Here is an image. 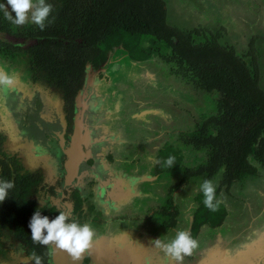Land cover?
Segmentation results:
<instances>
[{
    "label": "rangeland",
    "instance_id": "obj_1",
    "mask_svg": "<svg viewBox=\"0 0 264 264\" xmlns=\"http://www.w3.org/2000/svg\"><path fill=\"white\" fill-rule=\"evenodd\" d=\"M165 1L170 25L198 29L197 41L232 46L245 54L249 64L255 60L264 89V0ZM1 2L7 6V0ZM0 40L22 48L32 42L6 33H0ZM173 68L159 57L136 62L123 48L113 49L100 67H87L75 107V133L69 134L62 92L44 78L34 80L22 52L0 57V70L16 77L10 88L0 89V156L15 157L21 172H38L41 184L54 185V196L47 191L35 195L41 203L54 202L69 214L72 193L68 189H77L85 200L90 196L89 202H97L96 210L85 203V223L96 233L92 247L84 253L92 255L91 264H178L153 241L170 242L177 231L184 230L204 181L192 178L179 185L182 170L157 176L154 166L159 149L170 143L182 153L185 166L206 158V152L185 145L181 137L204 116L216 112L220 95L196 87ZM260 177L264 179V174ZM221 178L218 174L211 181L217 187ZM94 179H101L107 196H98L96 182L91 184ZM255 181L250 176L228 190L223 187L217 199L228 208L225 220L230 223L218 228L202 226L196 238L198 249L182 264H245L242 250L246 240L252 239L259 240L257 248L262 251L246 264L264 260V225L259 224L264 218V208L259 207L264 202V184L256 188ZM171 187H176L172 193ZM134 189L141 195L133 193ZM94 192L96 198H91ZM170 194L179 211L180 223L175 227H168L156 214ZM0 242V264H34L12 230H5ZM50 249L53 264H78L67 252ZM217 255L222 258L218 260ZM82 258L79 264H84Z\"/></svg>",
    "mask_w": 264,
    "mask_h": 264
},
{
    "label": "trees",
    "instance_id": "obj_2",
    "mask_svg": "<svg viewBox=\"0 0 264 264\" xmlns=\"http://www.w3.org/2000/svg\"><path fill=\"white\" fill-rule=\"evenodd\" d=\"M53 6L50 23L42 31L35 24L13 25L0 10V33L31 40L25 48L0 40V57L27 56L34 80L44 78L62 92L63 111L72 130L78 94L84 88L89 65L98 68L115 48L127 51L131 60L143 62L152 57L173 64V72L187 77L196 87L218 92L217 110L196 122L193 131L182 134L187 146L206 152L195 166L183 165V155L173 144H164L157 154L154 174L182 170L179 185L192 178L212 180L221 174L217 197L237 181L256 178L264 171V89L258 63L245 60L233 47L211 41H197L198 29L186 30L168 23L165 0H47ZM0 4H2L0 0ZM54 18V20H53ZM0 135V146L2 143ZM174 157L173 166L165 161ZM20 163L0 156V179L14 187L0 203L1 228H14L27 254L40 264H50V246L33 242L29 223L35 211L55 219L62 207L54 202H40L35 195L47 191L54 196V185L41 184L38 172H21ZM171 193L176 187H171ZM39 197V196H38ZM68 199L72 205L70 222L84 224L88 217L86 200L74 190ZM190 233L197 238L202 226L218 227L227 217L221 203L219 210L205 207L201 191L196 195ZM89 208L94 209L90 204ZM168 227H175L179 214L172 194L166 205L156 210Z\"/></svg>",
    "mask_w": 264,
    "mask_h": 264
},
{
    "label": "clouds",
    "instance_id": "obj_3",
    "mask_svg": "<svg viewBox=\"0 0 264 264\" xmlns=\"http://www.w3.org/2000/svg\"><path fill=\"white\" fill-rule=\"evenodd\" d=\"M8 6H10L11 11H9ZM0 10L3 11L5 19L16 26L33 23L43 31L46 22H51L49 17L53 11V6L46 0H7V6L0 4ZM15 78L14 74L8 75L0 70V89L10 88L14 84ZM165 163L169 167L173 166L174 157H168ZM13 187L12 181L0 179V203L9 197V190ZM200 191L204 196L205 207L212 212L218 211L223 201L217 199L216 186L213 182L205 180L200 185ZM70 220L69 214L65 211H59V215L55 219H50L48 216L42 215L41 211L37 209L29 223L33 242L42 246H53L58 250L67 252L73 261H79L82 254L92 247L96 233L90 224H80L74 221L70 222ZM153 244L162 248L178 264H182L185 257L192 256L199 247V241L185 230L177 231L170 242L156 239ZM36 264H40L38 258Z\"/></svg>",
    "mask_w": 264,
    "mask_h": 264
},
{
    "label": "crops",
    "instance_id": "obj_4",
    "mask_svg": "<svg viewBox=\"0 0 264 264\" xmlns=\"http://www.w3.org/2000/svg\"><path fill=\"white\" fill-rule=\"evenodd\" d=\"M215 15V14H214ZM223 25V24H222ZM230 37V36H229ZM231 39H233L232 38V35H231ZM220 46H222V45H220ZM224 46H228V45H224ZM230 47V46H229ZM232 47V46H231ZM234 48V47H233ZM77 140V136H74L73 137V145L75 144V141ZM71 150L72 149H70L69 150V152L71 153ZM74 154L72 153V156H73ZM262 174H264V171H260L259 170V173H258V175L256 176V178H257V181H255L256 182V184L258 185H255V187L257 188V187H260L261 185H263L264 184V179H261V177L260 176H262ZM160 175V174H159ZM159 175H157V176H159ZM152 183V182H151ZM253 188V186H250V189H252ZM259 190H260V188H259ZM135 191V189L132 191L133 193H135V194H137L138 192L136 191V192H134ZM255 191V190H254ZM124 193H126L127 191H123ZM139 194V193H138ZM197 194V193H196ZM195 194V195H196ZM139 195H141V194H139ZM220 195V194H219ZM138 197V196H137ZM136 200V199H135ZM230 202H232L231 200H230ZM251 205H252V203H251ZM260 208H264V202L262 203V204H260V206H259ZM226 209H227V212H228V208L226 207ZM195 210V209H194ZM194 212V211H193ZM193 212L190 214V216H188V214H186L187 213V210H184V213L186 214V216H188V219H189V222H185L184 223V230L186 231V230H188L189 229V227H190V225H191V222H192V216H193ZM258 213H261V212H258ZM228 215H229V212H228ZM228 215H227V217H228ZM263 215H264V213H263ZM264 217V216H263ZM178 222H177V224L178 223H180L179 222V220H177ZM259 224H262V225H264V218L263 219H261V221H260V223ZM223 226V225H222ZM204 228V227H203ZM262 228H264V226L262 227ZM202 229H200V231H201ZM258 232H260V231H258ZM257 236H260L259 234H257V232L255 233ZM262 236H264V234H262ZM260 238V237H259ZM263 240H264V238H263ZM258 241L259 240H246V242H247V244H246V242H245V249L244 250H242V251H245V264L247 263L246 262V260L248 259V260H250V258L251 257H256L255 255H257V253L259 252V250L260 251H262V249H258L257 248V245H258ZM262 245V247H263V244H261ZM241 251V252H242ZM231 252V251H230ZM217 258H218V260H220L221 258H222V256H220V255H217ZM256 259V258H255ZM263 262H264V260L262 261H260V263L259 264H263ZM253 264H258V263H253Z\"/></svg>",
    "mask_w": 264,
    "mask_h": 264
},
{
    "label": "flooded vegetation",
    "instance_id": "obj_5",
    "mask_svg": "<svg viewBox=\"0 0 264 264\" xmlns=\"http://www.w3.org/2000/svg\"><path fill=\"white\" fill-rule=\"evenodd\" d=\"M63 97V96H62ZM62 107H63V105H62ZM62 110H63V108H62ZM64 112V111H63ZM75 113V112H74ZM64 114H65V117H66V113L64 112ZM75 114H74V116H73V122H72V130L69 132L68 131V129L66 128V132L67 133H72L73 132V134L75 133L74 132V122H75ZM12 160H14V161H16V162H18V160L15 158V157H12L11 158ZM19 163V162H18ZM94 182H96L95 184H97V186H98V196L100 195V196H107V194H109V191H108V189L107 188H105V185H102L101 184V179L100 180H97V179H94L93 181H92V183L91 184H94ZM109 188H111V189H113V187H109ZM74 190H77V189H68L67 191L69 192V193H73V191ZM78 191V190H77ZM79 192V191H78ZM221 193V192H220ZM79 195L80 196H82L81 194H80V192H79ZM88 197V196H87ZM90 197V196H89ZM88 197V198H89ZM92 197H94V198H96L95 197V192H94V195H92L91 196V198ZM86 199L87 200V202H89L90 200L89 199ZM97 199H99V198H97ZM86 203V202H85ZM90 204H92L93 206H94V210H96V208H97V206H96V204H97V202L96 201H94V203L92 202H89V206H90ZM71 212H72V207H71ZM228 215V214H227ZM227 218V217H226ZM103 220H104V222H105V220L106 219H101V220H98L99 222H103ZM86 222V221H85ZM85 222H84V224H85ZM178 222V221H177ZM226 222V220L223 222V224L222 225H224V223ZM227 224L228 223H230L229 221H227L226 222ZM192 224V223H191ZM221 225V226H222ZM213 228V227H212ZM214 228H218V227H214ZM5 230H12L13 231V234H14V236H15V238L17 239V240H19V241H21V242H23L22 240H20L18 237H16V234H15V230H14V228H12V229H9V228H4V227H2L1 228V231H0V235H2L3 234V232L5 231ZM190 230H191V227L188 229V232H190ZM161 232H163V230L161 231ZM167 232V231H166ZM199 234V233H198ZM198 236V235H197ZM1 243V242H0ZM23 246H24V249H25V255L26 256H29L30 258H31V260H32V262L34 263V264H36L35 263V261L32 259V257L30 256V255H28L27 254V248H26V245H25V243L23 242ZM51 247V246H50ZM3 252V247L0 245V253H2ZM50 252H51V249H50ZM87 252V251H86ZM156 256H162V257H165V256H167V255H163V254H158V255H156ZM52 257H51V260H50V264H53L52 262ZM82 261H83V263L84 264H91L92 263V255L91 254H89V253H86V254H84L83 255V258H82ZM167 261H168V259H167Z\"/></svg>",
    "mask_w": 264,
    "mask_h": 264
},
{
    "label": "water",
    "instance_id": "obj_6",
    "mask_svg": "<svg viewBox=\"0 0 264 264\" xmlns=\"http://www.w3.org/2000/svg\"><path fill=\"white\" fill-rule=\"evenodd\" d=\"M58 258V257H57ZM59 259V261H60V258H58ZM60 263V262H59ZM78 264H79V261L77 262ZM95 264V263H94Z\"/></svg>",
    "mask_w": 264,
    "mask_h": 264
}]
</instances>
